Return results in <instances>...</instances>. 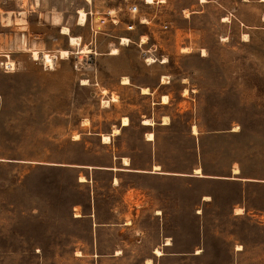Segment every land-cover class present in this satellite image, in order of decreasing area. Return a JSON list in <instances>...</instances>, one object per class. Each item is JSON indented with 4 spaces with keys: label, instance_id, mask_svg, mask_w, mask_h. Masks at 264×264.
Segmentation results:
<instances>
[{
    "label": "rangeland",
    "instance_id": "rangeland-1",
    "mask_svg": "<svg viewBox=\"0 0 264 264\" xmlns=\"http://www.w3.org/2000/svg\"><path fill=\"white\" fill-rule=\"evenodd\" d=\"M120 34L134 83L154 85L168 58L175 104L156 145L149 101L106 69L124 65L106 58ZM154 163L172 174L86 167ZM198 167L264 177V0H0V264H264V216L239 205L240 183L188 176ZM253 201L264 209V189Z\"/></svg>",
    "mask_w": 264,
    "mask_h": 264
},
{
    "label": "crops",
    "instance_id": "crops-1",
    "mask_svg": "<svg viewBox=\"0 0 264 264\" xmlns=\"http://www.w3.org/2000/svg\"><path fill=\"white\" fill-rule=\"evenodd\" d=\"M58 25H61V24H58ZM61 29H62V25H61ZM78 37H80V36L78 35ZM119 37H121V38H123V37L131 38L130 36H124V34H120ZM146 41L147 40L144 41L142 39V42H146ZM113 43H115V42L113 41ZM128 44L129 43H124L122 41H119V43L115 44V46H114V47L119 48V52L116 53V54H111L110 52H108V56H110V57H106V58H108V61H110V60L111 61H117V62L120 61L124 65L121 68H117V69H114L113 67L107 66L106 69L109 70V72L111 74H113L114 76L117 77L118 84L135 86L136 88H138L140 95L146 97L147 100L149 101V104L151 105L150 107L152 108V113L151 114H146L144 112L143 113L141 112V114L145 115V118H142L141 122H142V125L148 130L146 132L145 140L147 142H151V143L156 145V137L157 136H156V133L151 131V129H153V127H155L156 124H158V123L160 125H162V126H165V127L166 126H170L171 123H172L171 122L172 112L170 111V108H171L172 105L175 104V102H173V91H171V89H170V85L172 84V73L166 67V62H168V61H163L162 63H160L162 71L159 73V77H158V79H157V81H156V83L154 85H150L148 83H143V82L134 83L133 82L134 65H133V63L130 60H126L127 53H126L125 45H128ZM59 50L60 49H58L57 52H59ZM126 76L129 78V83H125L124 80H123V78L126 77ZM163 77H166V79L170 78V80L167 79V81H166V80L163 79ZM144 86L149 88V93L142 92V88ZM108 96H109L110 101L111 100L112 101H116L117 100V99L116 100L113 99L114 97L112 95H108ZM164 96H166L168 98L167 102L163 101V97ZM109 99L106 98L105 100H107V102H109ZM185 101H186V99L182 98L180 101L176 102V106L181 108L182 111L184 110L183 103ZM124 116H127V112H122L120 114V120L119 121H120V125L121 126H127V125L130 124L129 123L127 125H123L122 118ZM147 118L152 119V121L154 120L153 121L154 123H151V124L150 123H146L145 120ZM164 118H167L168 121L164 122L165 121ZM157 121H159V122H157ZM117 128H119V127H117ZM151 132L154 134V138L153 139H148L147 134L151 133ZM103 134H105V133H103ZM103 134H101V137H100L101 141L103 143H105V144L110 143V142L103 141ZM113 135H115V134H113ZM122 157L123 156H121V160H122ZM155 165H157V164L154 163L153 166H152V169H150V170L142 169V168H134L135 170H133V172H142V173H149V174H156V175L172 174V172L167 171V170L165 172H156V171H154L153 167ZM158 165H160V164H158ZM79 166H84V165H79ZM89 166H93L94 168H101V169H105V170H116L115 169L116 166H97V165L89 164L86 167L89 168ZM160 167H161V165H160ZM233 168H234V166H233ZM233 168H231L232 169V173H233ZM240 173H241V169H240ZM240 173H238V174H240ZM235 174H237V173H235ZM206 175L207 176H203V177L194 176V175H188V176L198 177V178H201V179H217L219 181L227 182V183H230V182L240 183L241 195H240V198H239L240 200L239 201H241V202L239 203V205L244 207L245 210H247L249 208L252 209L253 210V215H255V216H259V217H263L264 216V209L261 208V207H258V206H254V203H253L254 202L253 198L260 199L261 191L264 189V177L257 176V175H254V176H239L238 175L239 177H236L234 175H229V176H227V175H217L216 176V174H210V173H206ZM204 200L208 201L210 199H204ZM198 212H199L198 214H200L201 210L198 211ZM231 212L233 214H237V213H235V207L232 208ZM237 215H242V214H237ZM91 216H92V214H91ZM163 243H164V241H163ZM165 246L167 248H169L170 246H172V244L171 245L166 244Z\"/></svg>",
    "mask_w": 264,
    "mask_h": 264
},
{
    "label": "bare ground",
    "instance_id": "bare-ground-1",
    "mask_svg": "<svg viewBox=\"0 0 264 264\" xmlns=\"http://www.w3.org/2000/svg\"><path fill=\"white\" fill-rule=\"evenodd\" d=\"M90 1V0H89ZM147 1V3L148 2H150V3H152V1L153 0H146ZM203 2H206L207 0H202ZM57 18V20H59L60 19V16H57L56 17ZM226 19V18H225ZM85 21H86V11L85 10H83V9H80V18H79V21H78V23L79 24H81V25H83V24H85ZM59 23V22H58ZM62 32L63 33H65V34H68L69 35V38H70V44L71 45H73V46H77L78 48H79V52H91L92 50L89 48V47H87V46H81V38L80 37H78V36H75V35H73L72 33H71V31H70V28H69V26H67V25H64V26H62ZM129 39L128 38H126V37H123V41H124V43L125 42H127ZM144 41L145 40H147V39H143ZM185 51H190V49L189 48H185ZM43 52V51H42ZM59 54H60V57H62V58H67L68 56H70V54H71V50H69V49H60L59 50ZM119 52V48H117V47H113L112 48V50H111V54H116V53H118ZM32 57L34 58V59H42L44 62H45V64H46V66H48V67H51V68H53L54 67V64H55V61H56V58H57V55L56 54H51V53H48V52H43V53H41V51L39 50V49H33L32 50ZM149 61H151V62H153L155 59L154 58H152V57H149V59H148ZM164 61H168V59H165ZM8 64V63H7ZM10 64H12V66L14 65V63L12 62V63H10ZM9 65V64H8ZM12 69H13V67H12ZM163 79L164 80H166L167 81V79H166V77H163ZM123 80H124V82L125 83H129V78L126 76V77H124L123 78ZM165 81V82H166ZM83 83H85V84H87L88 83V81L87 80H85ZM106 91V90H105ZM185 91H187V89L185 90ZM142 92H144V93H149V88L148 87H143L142 88ZM113 99H115L116 100V97H114ZM167 100H168V98L166 97V96H164L163 97V101L164 102H167ZM106 102H107V100H105ZM109 103V102H108ZM164 122H167L168 121V119L167 118H164ZM154 121V120H153ZM152 121V119H149V118H147L146 120H145V122L146 123H154ZM122 123H123V125H127V124H129L130 123V120H129V117H127V116H124L123 118H122ZM236 129H237V127H236ZM120 132V129L119 128H114L113 129V133H105V134H103V141H105V142H111L112 141V134H117V133H119ZM193 132L194 133H197L198 132V128H197V125H193ZM78 135V134H77ZM147 137H148V139H153L154 138V134L151 132V133H148L147 134ZM122 160H123V164L124 165H126V166H129L130 164H131V161H130V158L128 157V156H123L122 157ZM89 167H93V166H89ZM115 169H126V170H135L134 168H125V167H119V168H115ZM154 171H156V172H164V171H162L161 169H160V165H155V169H154ZM195 171H196V173H198V175L199 176H207L206 174H204L203 172H202V170H201V168L200 167H198V168H196L195 169ZM234 172L235 173H239L240 172V168L238 167V166H235L234 167ZM80 180L81 181H84V180H86V178L84 177V176H81L80 177ZM115 182L117 183L118 182V178L117 177H115ZM243 212V208L242 207H237L236 208V213H242ZM76 215L77 216H80V213H76ZM129 223V222H128ZM165 244H172V241H171V238L170 237H167V239H166V242H165ZM199 252V251H198ZM118 253H121V251L119 250L118 251ZM155 253L157 254V255H162V254H164L163 253V251L161 250V248H159V247H157V248H155ZM79 255V254H78ZM147 263L148 264H152L153 262H152V259L151 258H149L148 260H147Z\"/></svg>",
    "mask_w": 264,
    "mask_h": 264
},
{
    "label": "built area",
    "instance_id": "built-area-1",
    "mask_svg": "<svg viewBox=\"0 0 264 264\" xmlns=\"http://www.w3.org/2000/svg\"><path fill=\"white\" fill-rule=\"evenodd\" d=\"M155 0H153L152 1V3L154 2ZM161 0H157V2H160ZM145 2L147 3V1L145 0ZM137 10H138V6L137 5H134L132 8H131V11L133 12V13H136L137 12ZM105 20L103 19V22H104ZM133 28V24H129L128 25V29H132Z\"/></svg>",
    "mask_w": 264,
    "mask_h": 264
},
{
    "label": "trees",
    "instance_id": "trees-1",
    "mask_svg": "<svg viewBox=\"0 0 264 264\" xmlns=\"http://www.w3.org/2000/svg\"><path fill=\"white\" fill-rule=\"evenodd\" d=\"M194 150H196V147H194Z\"/></svg>",
    "mask_w": 264,
    "mask_h": 264
}]
</instances>
